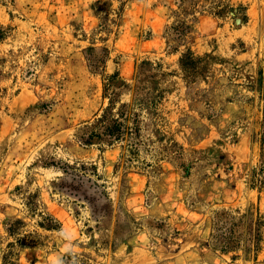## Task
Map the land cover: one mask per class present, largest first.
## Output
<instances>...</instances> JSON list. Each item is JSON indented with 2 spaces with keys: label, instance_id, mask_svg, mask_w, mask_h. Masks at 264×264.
I'll use <instances>...</instances> for the list:
<instances>
[{
  "label": "rangeland",
  "instance_id": "obj_1",
  "mask_svg": "<svg viewBox=\"0 0 264 264\" xmlns=\"http://www.w3.org/2000/svg\"><path fill=\"white\" fill-rule=\"evenodd\" d=\"M0 29V264H264V0H0Z\"/></svg>",
  "mask_w": 264,
  "mask_h": 264
},
{
  "label": "crops",
  "instance_id": "obj_2",
  "mask_svg": "<svg viewBox=\"0 0 264 264\" xmlns=\"http://www.w3.org/2000/svg\"><path fill=\"white\" fill-rule=\"evenodd\" d=\"M260 2H262L263 0H259ZM247 23V20H245L244 24ZM243 24V25H244ZM201 29V27H199ZM242 28V27H241ZM239 30H242V29ZM221 31H225L226 28L225 27H220L219 28ZM250 30V27L247 26L244 29V32H248ZM206 38L202 36V34H197L196 39L194 40L193 44H192V48L196 51V52H202V51H206L207 50V44L205 42ZM151 42H156L157 40H150ZM228 44H230V36L228 34H225L224 36L220 37V47H226ZM220 48H218L219 50Z\"/></svg>",
  "mask_w": 264,
  "mask_h": 264
},
{
  "label": "water",
  "instance_id": "obj_3",
  "mask_svg": "<svg viewBox=\"0 0 264 264\" xmlns=\"http://www.w3.org/2000/svg\"><path fill=\"white\" fill-rule=\"evenodd\" d=\"M244 22H245V19H244V17L242 15H239V16L235 17V23L236 24H242Z\"/></svg>",
  "mask_w": 264,
  "mask_h": 264
},
{
  "label": "trees",
  "instance_id": "obj_4",
  "mask_svg": "<svg viewBox=\"0 0 264 264\" xmlns=\"http://www.w3.org/2000/svg\"><path fill=\"white\" fill-rule=\"evenodd\" d=\"M3 35H4V32L0 29V38H2ZM188 54H189V52H188ZM109 133H112V131H110Z\"/></svg>",
  "mask_w": 264,
  "mask_h": 264
}]
</instances>
